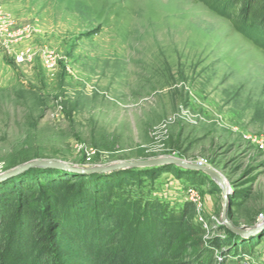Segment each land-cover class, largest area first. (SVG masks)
Listing matches in <instances>:
<instances>
[{
    "label": "rangeland",
    "instance_id": "obj_1",
    "mask_svg": "<svg viewBox=\"0 0 264 264\" xmlns=\"http://www.w3.org/2000/svg\"><path fill=\"white\" fill-rule=\"evenodd\" d=\"M0 4L37 28L14 50L47 46L59 55L49 71L38 57L17 64L0 47V173L35 158L96 167L171 155L202 160L231 190L224 201L208 174L164 165L91 172L55 164L0 177L10 184L61 171L102 183L110 208L75 197L60 206L70 233L62 246L84 249L82 264H154L158 238L180 220L206 240L228 234L222 212L240 229L264 219V150L251 139L264 136V25L240 30L203 0ZM18 220L13 213L0 231V264L32 259ZM233 234L247 244L240 264H264V227Z\"/></svg>",
    "mask_w": 264,
    "mask_h": 264
},
{
    "label": "trees",
    "instance_id": "obj_2",
    "mask_svg": "<svg viewBox=\"0 0 264 264\" xmlns=\"http://www.w3.org/2000/svg\"><path fill=\"white\" fill-rule=\"evenodd\" d=\"M203 1L217 7L240 30L264 25V0ZM262 32L264 36V27ZM43 174L36 181L28 176L10 184H0V231L7 226L10 215L14 213L24 227L27 244L32 249L29 264L88 262L89 257L81 247L74 250L77 252L75 254L62 246V241L67 238L70 240V233L61 215L60 206L63 200L75 197L78 200L74 201L80 204L101 209L110 208L109 199L104 198L105 187L102 183L95 184L90 177L69 175V172L56 171L55 175H48L44 171ZM155 222L159 223L157 216ZM222 228L228 233L226 237L203 240L196 236L187 220H180L175 231L164 233V242L163 237L158 238L161 241V255L154 264H240L241 257L247 252V244L232 240L233 232L226 227ZM50 243L57 254L56 258L49 249ZM224 246L230 250H222ZM2 249L0 246V252ZM217 252L220 260H217Z\"/></svg>",
    "mask_w": 264,
    "mask_h": 264
},
{
    "label": "water",
    "instance_id": "obj_3",
    "mask_svg": "<svg viewBox=\"0 0 264 264\" xmlns=\"http://www.w3.org/2000/svg\"><path fill=\"white\" fill-rule=\"evenodd\" d=\"M55 164H58L59 166H62L69 170H79V171L86 170V171H91V172H108L112 170L135 168V167L175 165V166H179V167H183L187 169H194V170L202 171L203 173L208 174L211 178H213L215 181H217L220 184L224 201L227 200L228 195L231 193V190L229 189V185L227 184L225 178L215 168L210 167V166L200 165L196 162L186 160L183 158H179V157H175V156H171V155L153 157V158L142 159V160L117 161V162H113L107 165H101V166H96V167H81L77 165H69L67 163H64L58 160L35 158V159L28 160L26 162H23L19 165H16L15 167L11 168L8 171L1 172L0 177H5V176H9L15 173H19L28 168H34V167L48 168ZM221 221L223 222L226 229H228L229 231L233 233H237L240 235H244L253 230L264 227V219H262L253 227H250L248 229H240L234 226L229 220H227L223 212L221 214Z\"/></svg>",
    "mask_w": 264,
    "mask_h": 264
},
{
    "label": "built area",
    "instance_id": "obj_4",
    "mask_svg": "<svg viewBox=\"0 0 264 264\" xmlns=\"http://www.w3.org/2000/svg\"><path fill=\"white\" fill-rule=\"evenodd\" d=\"M36 31L34 23L18 21L0 4V47L5 48L17 64L31 63L35 57H38L46 70H54L59 59V55L54 49L47 46L34 47L30 45L23 46L18 50L13 48L14 44L32 37ZM251 139L257 147L264 150V136H254ZM197 163L204 164L202 160Z\"/></svg>",
    "mask_w": 264,
    "mask_h": 264
}]
</instances>
